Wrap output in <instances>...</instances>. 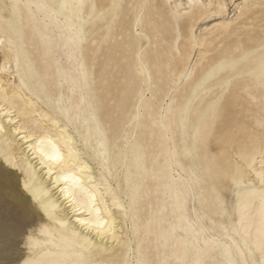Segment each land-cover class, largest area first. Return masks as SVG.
Wrapping results in <instances>:
<instances>
[{"label": "bare ground", "instance_id": "6f19581e", "mask_svg": "<svg viewBox=\"0 0 264 264\" xmlns=\"http://www.w3.org/2000/svg\"><path fill=\"white\" fill-rule=\"evenodd\" d=\"M130 14L135 34L100 56L131 49L111 58V105L138 99L132 131L162 161L133 148L122 196L110 182L128 156L105 145L113 107L96 110L90 76L99 38L118 36L102 30ZM183 108L196 113L194 181L173 126ZM204 209L232 232L203 225ZM0 264H264V0H0Z\"/></svg>", "mask_w": 264, "mask_h": 264}, {"label": "rangeland", "instance_id": "374dc122", "mask_svg": "<svg viewBox=\"0 0 264 264\" xmlns=\"http://www.w3.org/2000/svg\"><path fill=\"white\" fill-rule=\"evenodd\" d=\"M122 16L123 15L120 14V16L117 18V21L120 20V19H122L123 18ZM131 18H132V15L130 14L127 17H125L124 20H126V22H128L127 20H131ZM90 19H91L90 17L87 18V20H89V22H90ZM101 24L102 23H97V26H100ZM128 25H129V22L126 23V25H125L126 28H123L122 27L123 29L120 27L121 29L120 28H115L114 30H111V31H110V29L107 30V31L105 29L102 30L103 33L104 32L105 33L112 32L114 34H117L118 36L115 35L113 39H110L109 35L108 34H105V35H103V37H100L99 38V40L101 41V44L97 48L98 49V52L95 54V59L92 61V64H91L92 65V71H94V74L92 76H90V80H91L90 87L95 91V94H96L95 95V99L98 101V99L101 98L102 101H103L102 103L97 102V104H96V110L99 109L102 105H104L106 107V109H109V107L111 108V107L115 106V104H116V103L114 104L115 98L118 97L117 95H118L119 90H120V88H121V86L123 84L121 82H123V81L120 78H117V77H120V74L115 73L116 70L113 68V66H111L110 61H111V58H114L115 56L117 58L120 57L121 53L122 54L124 53L125 56H128L129 57L130 55H132L131 54L132 52H131V49H130V50H128L130 52H122L120 50L121 51V53L119 51L120 54L119 53H116L115 55H112L111 54L112 56L110 54H107V56H106V54H104L105 56H102L101 57L100 55H102L104 52L106 53L107 45L108 44L109 45H112L115 42V40H117V41L127 40V38H129L128 36H130L131 34L132 35L135 34L134 29H132V27L130 25H129V27H131V28H129ZM130 31H132V32H130ZM87 33H88L87 31L82 33V36H81L82 37V43H81V46L82 47H83V45L85 43H87V39H86ZM83 51L84 50L81 49L80 50V54H82ZM44 62L45 61H42V63H44ZM104 62H105V64H103ZM101 65H102L103 69H102ZM107 66L110 68V69H108L109 72H107ZM104 69H106V70H104ZM103 71L109 77L111 76V79L109 77H106L107 75H105ZM113 72H114V74H113ZM99 75L101 76V78H100ZM113 76H115V77H113ZM104 78H106V80H104ZM116 80H121V82L119 81V84L121 86L118 85V81L116 82ZM101 81H103V83ZM115 82L117 84H115ZM114 84H115V86H114ZM100 85L103 87L102 89L99 88V87H101ZM114 88H115V90H114ZM109 92L112 93V94L110 95ZM114 92L116 94L115 96H114ZM145 95L147 96L148 93H146ZM112 96H114V97H112ZM111 97H112V99H111ZM108 99L110 100V102H109ZM111 101H113V102H111ZM132 101H135V102H132ZM106 102L110 106H108L106 104ZM111 103H112L113 106L111 105ZM134 103H135V105H134ZM131 104H133V106ZM137 105H138V99L137 98H134V97H130L128 99V101H125L124 102L123 108L116 111L119 115L116 114V112L114 113V111H115L114 107L111 108V109H109V110H111V113L112 112L114 113V114L112 113L113 116L109 113V115L113 117V118L111 117L113 119L112 120V124L107 123V121H106V123H104L105 124L104 125V127H105L104 128V130H105L104 131V134L106 135V137H108V139H105V145L109 149L110 154L113 155L114 152H118L119 151L121 153V155L122 154H126L128 156V158H127V160H126L125 163H122L121 161L118 162L117 168L113 170V172H114L113 180L110 182L114 188H117L118 189V191L122 194V196H125V195L128 194V189H127L125 183L123 182L124 181L123 179H124V175H125V171H126L125 164H127L128 160H129V158H130V156L132 154V149L135 148V150H136V148H137V150L143 151L144 152L143 153L144 154L143 155V159L146 158L144 160L145 163H146V165H151L152 164L154 166V162H152L151 159L156 156V151H157V149L160 148V145H157L156 142H155V140L149 138L147 135H144L141 138H138L137 139V136L135 135L134 132L135 131H138L139 128L141 127V126H139L138 129H135L134 130L135 123L133 121V115H134V112L137 110V108H135ZM52 108L55 109L54 106H52ZM126 108H128V110ZM124 111H125V113H124ZM120 115H122V116L120 117ZM194 117H196V113H192L191 112V108H187V109L186 108H183L180 111H178V122L175 123V124H173V126L175 127V130H176L175 136H178V139L179 140L181 139V142L178 143V145H179L178 148L182 152L185 151V153H184L185 159H184L183 162H184V165H186L185 166L186 172L183 173V176H185L188 179V181H189V179H192V181H194V179H195L194 176L197 177V174L200 175V174L203 173V171L201 169H198V171H197V144H194V140H193V136H192L193 125H194L195 120H196V118L194 120ZM98 119H100V117H98ZM103 121H104V119H103ZM118 122H119V125L120 126L118 125ZM114 123L116 125H114ZM107 124H109V125H107ZM110 125H111L112 128H110ZM114 126H115V128H114ZM116 127H117V129H116ZM109 128L112 129V130H110ZM113 131H116L115 132L116 135H114V139L113 138L110 139L112 136L111 137H109V136L113 133ZM129 134H131L130 137L128 136ZM146 138H148V140H146ZM126 139H127V142H126ZM131 139H132V142H131ZM149 139H150V141H149ZM176 139L177 138H175V140ZM114 140H116L120 144V146H121V147H119L120 149L119 148H116V146H115L114 143H111ZM128 140L132 144H134V147L130 145V142H128ZM139 141H140V143H139ZM135 142L138 143V146L139 147L137 146V144H135ZM145 142L146 143L148 142L147 144H151L152 143L153 146L145 149V147H144V146H146V143ZM154 159L155 160L162 161V159L160 157H157V156ZM150 161H151V163H150ZM188 161H190L192 163V165H191L192 168H190V169H188V167H187L188 166L187 165V162ZM91 171H92L91 173H93V170H91ZM94 172H95V170H94ZM93 174H95V173H93ZM172 175L176 177V173H173ZM141 178H142V175L135 174V175H133V182L141 183ZM192 181L189 184L192 186L193 189H195L194 190V193L197 194V189H196L197 186L195 184H193ZM142 184H143L142 190L144 189L143 191L146 194L145 196H143V198L141 200V207H140V209L141 208L142 209L141 210L139 209L140 212L142 211V213H140V215H141L142 218H140V219H142V221H143L144 218H146L148 216V214H149L148 208L150 206L147 205L148 204L147 202L149 200H151V197L153 196L152 195V192H151L153 190V188L150 185H147V181L146 180H143L142 181ZM197 204H198V199H197L196 196L194 198H190V197L187 198L186 214H187L188 218L190 220H192V221H195V216L193 214V210L192 209H193V206H195ZM216 219H218V221L221 223V225L226 230L232 232L231 226L228 224V222L226 220L225 214L222 215L221 217H219V216L213 215L211 213L210 209H204L203 212L199 216V221L203 225H205L206 227H209L211 225L210 220H216ZM126 224H127V227H129L128 224H130V223L128 221H126ZM210 233L213 234L214 232L212 231ZM205 235L208 236V233H205ZM149 256L151 258L153 255L150 254ZM233 258L235 259V255H233Z\"/></svg>", "mask_w": 264, "mask_h": 264}]
</instances>
